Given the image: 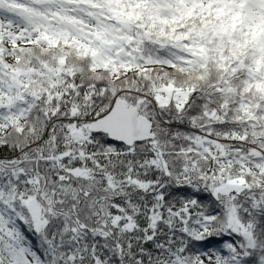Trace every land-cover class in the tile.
Wrapping results in <instances>:
<instances>
[{
	"label": "snow or ice",
	"instance_id": "obj_1",
	"mask_svg": "<svg viewBox=\"0 0 264 264\" xmlns=\"http://www.w3.org/2000/svg\"><path fill=\"white\" fill-rule=\"evenodd\" d=\"M0 264H264V0H0Z\"/></svg>",
	"mask_w": 264,
	"mask_h": 264
}]
</instances>
